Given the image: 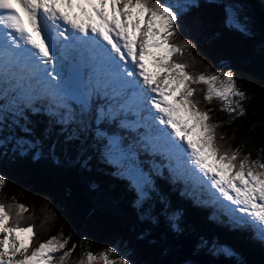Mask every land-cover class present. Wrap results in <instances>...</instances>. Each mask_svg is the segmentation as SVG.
I'll return each mask as SVG.
<instances>
[{"label":"snow or ice","instance_id":"1","mask_svg":"<svg viewBox=\"0 0 264 264\" xmlns=\"http://www.w3.org/2000/svg\"><path fill=\"white\" fill-rule=\"evenodd\" d=\"M210 3L225 28L255 35L243 0ZM199 7L196 0H0V158L104 171L123 185L138 219L166 233L183 231L182 212L161 181L184 180L181 197L203 207L207 191L219 222L264 248V161L249 164L247 154L238 159V149L219 147L211 110L197 107L190 83L206 84L204 99L218 98L230 115H244L246 94L231 69L193 76L170 60L183 51L169 42L176 24ZM259 28L264 38V12ZM148 61L166 74V87ZM189 173L198 190L187 183ZM5 182L0 175V187ZM16 207L12 218L11 205L0 203V264H66L76 242L68 247L70 236L52 235L30 247L34 225L21 226L27 208ZM83 257L79 264H131L115 245ZM152 264L245 262L229 245L189 237Z\"/></svg>","mask_w":264,"mask_h":264},{"label":"trees","instance_id":"2","mask_svg":"<svg viewBox=\"0 0 264 264\" xmlns=\"http://www.w3.org/2000/svg\"><path fill=\"white\" fill-rule=\"evenodd\" d=\"M196 2L200 7L194 8L179 26L176 24V32L169 38L170 43L183 49L170 60L185 64V71L193 76L232 70L237 87L246 94L241 101L244 115L223 111V102L216 97L206 101L207 85L203 83H196L199 86L194 87L190 98L201 111L211 110L209 122L217 125L216 143L221 149H238V159L247 154L249 162L258 157L264 161V47H261L264 38L259 28L264 2L243 0L251 7L256 24V33L251 37L225 28L220 9L210 0ZM165 172L167 175L166 169ZM0 175L6 181L0 187V203L16 209V205L24 204L27 208L20 225H34L36 235L31 246H38L52 235L70 236L68 247L76 242L77 247L66 264H79L84 252L98 254L114 245L131 264H152L161 258L162 250H173L187 243L189 237L192 241L198 237L215 239L231 246L245 264H264V248L250 238L249 232L234 231L219 219L212 221L204 207H194L180 196V181L177 184L161 181L168 184L172 203L182 212L183 231L166 233L161 226L138 219L123 185L104 171L95 168L78 171L46 159L9 156L0 158ZM211 209L216 210L213 206ZM16 211H10L12 218Z\"/></svg>","mask_w":264,"mask_h":264},{"label":"rangeland","instance_id":"3","mask_svg":"<svg viewBox=\"0 0 264 264\" xmlns=\"http://www.w3.org/2000/svg\"><path fill=\"white\" fill-rule=\"evenodd\" d=\"M197 1V0H196ZM262 2H264V0H262ZM249 10H250V12H251V15H252V17H253V12H252V10H251V7H249ZM253 19H254V17H253ZM178 25L177 26H179L180 24H179V22L177 23ZM183 26H181V28H182ZM154 68V67H153ZM186 70V69H185ZM159 73V78H160V82H161V86H165L164 85V77H165V73H163V72H159V70L158 69H156L155 68V71L153 72V73ZM195 86H199V84H197L196 85V83H190V87H192V88H194ZM176 99H179V97H177ZM215 134H217V132H216V128H215ZM195 138V137H194ZM249 164H251V162H249ZM193 177H195L196 178V176L195 175H193ZM197 184L199 185V183L197 182ZM13 211L14 212V210H17L16 208H14V207H11V209H10V211ZM0 235H2V234H0ZM200 238L198 237L197 238V240H199Z\"/></svg>","mask_w":264,"mask_h":264}]
</instances>
